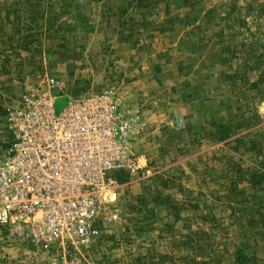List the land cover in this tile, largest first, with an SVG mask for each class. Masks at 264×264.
I'll list each match as a JSON object with an SVG mask.
<instances>
[{
  "label": "rangeland",
  "instance_id": "1",
  "mask_svg": "<svg viewBox=\"0 0 264 264\" xmlns=\"http://www.w3.org/2000/svg\"><path fill=\"white\" fill-rule=\"evenodd\" d=\"M50 78L136 111L139 170L91 243L0 226V264H264V0H0V153Z\"/></svg>",
  "mask_w": 264,
  "mask_h": 264
},
{
  "label": "built area",
  "instance_id": "2",
  "mask_svg": "<svg viewBox=\"0 0 264 264\" xmlns=\"http://www.w3.org/2000/svg\"><path fill=\"white\" fill-rule=\"evenodd\" d=\"M23 98L0 153V226L64 251L91 243L118 215V174L134 173L140 116L112 92L56 112L54 78Z\"/></svg>",
  "mask_w": 264,
  "mask_h": 264
},
{
  "label": "bare ground",
  "instance_id": "3",
  "mask_svg": "<svg viewBox=\"0 0 264 264\" xmlns=\"http://www.w3.org/2000/svg\"><path fill=\"white\" fill-rule=\"evenodd\" d=\"M60 100H63L64 102H67V103H68L69 98H68V97H62V98H59V99H57L56 103H57L58 101H60ZM66 105H67V104H66ZM66 105H65L64 107H62V110L66 107ZM60 111H61V110H60Z\"/></svg>",
  "mask_w": 264,
  "mask_h": 264
}]
</instances>
